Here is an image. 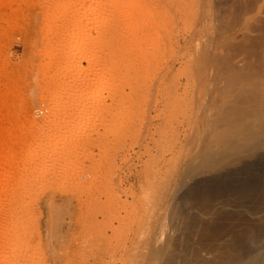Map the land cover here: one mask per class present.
<instances>
[{
    "label": "rangeland",
    "instance_id": "rangeland-1",
    "mask_svg": "<svg viewBox=\"0 0 264 264\" xmlns=\"http://www.w3.org/2000/svg\"><path fill=\"white\" fill-rule=\"evenodd\" d=\"M65 1L0 0V139L11 141L0 148L15 149V160L34 169L24 189L4 180L10 160L0 159V249L8 239L22 244L3 264L249 263L246 249L264 246L254 232L264 231V208L251 209L264 196L238 205L229 191H207V180L264 154H250L253 140L234 137L243 121L264 127V0H129L125 7L102 0L106 9L119 7L121 29L113 34L116 19L108 18L91 34L101 28L104 39L115 38V85L124 92L87 90L88 104H110V115L90 116L88 129L72 132L56 153L39 152L32 139H60L54 120L65 116L46 115L48 88L59 76H43L41 55L54 42L45 39L44 12ZM80 3L70 0L71 13L83 10ZM103 52L109 63L113 55ZM29 145L36 151L28 156ZM50 153L70 162L48 161Z\"/></svg>",
    "mask_w": 264,
    "mask_h": 264
},
{
    "label": "bare ground",
    "instance_id": "bare-ground-1",
    "mask_svg": "<svg viewBox=\"0 0 264 264\" xmlns=\"http://www.w3.org/2000/svg\"><path fill=\"white\" fill-rule=\"evenodd\" d=\"M51 1V0H50ZM72 1V0H71ZM73 1H81V5H82V9L81 11H78V10H74L73 12L74 13H71V9L72 7H69V2L68 0H66L65 2H63L62 4H56L53 9H51V7L49 9H51L52 11L49 12V10L47 9L46 11L47 12H44V33H45V36H46V40L47 38H54L53 40H51L53 43L49 44V43H45L47 45H45V47L42 49L41 51V55L43 56L44 58V61L42 62V68L44 70L43 72V76L46 77L47 74H49V71L50 72H53L54 75H58L59 77H57L59 80L56 81L55 79V83L52 84L49 88H48V91L49 93H47L48 97H49V102L48 104L46 105L45 109H46V115L49 116L51 115L52 117H55L56 114H59L60 112H65V116H61L59 115L56 116L55 120H54V123L58 126L57 128H55L54 126V123H53V127L55 129H57L56 131L58 133L57 136L58 140H55L54 138L53 139H48L46 138L44 140V138L42 137H38V138H33L31 142L32 145L36 148L37 151L39 152H55L54 151L55 149L57 150V146H59L58 144L60 143V141H62V143H68V140L69 138L71 137V133L74 132L75 133H79V132H84L85 130L88 129V121H89V118H91L90 116L94 115L95 117L96 116H102L105 114H109L110 113H107L109 112V110L111 109L110 107L108 106H111L110 104L107 106V105H103V104H95L93 105L92 104H88V97H90L87 93V90H90L91 88H96L97 86H104L105 88H112V90L114 91L115 95L116 94H121L123 93L124 91H120V82L118 81V86L115 85V81H116V78H117V64H118V61H120L119 58H121L119 55V58H117V54H119V51H117V48L114 49V44L112 45V42H114L115 40H113L114 37H111L109 36V38L107 39H104L105 37H102V35H105L104 34H101L100 35V30L99 32L97 31V36L95 34V37L94 38L91 34V31L93 30V28H99V27H95L96 25H99V24H103L104 23V20L108 18L111 19L113 22L114 20L116 19V24L115 26L113 27L114 30H112V33L115 34V32H120V31H117V28L118 26L120 25V23L117 25V21L119 20L120 21V13H119V7L116 8L114 7L113 5V10H110V9H106V4L108 1L110 2L111 4V1L112 3H115L117 5H122L123 7H125V5L128 4L129 0H108L106 1L105 3L102 1V0H90L88 3V0H73ZM54 2V1H53ZM132 2H134L132 0ZM136 2V1H135ZM134 2V3H135ZM138 2V1H137ZM88 3V4H87ZM131 3V2H129ZM140 3V2H139ZM78 4V3H77ZM76 4V5H77ZM52 5V4H51ZM70 5H72L70 3ZM116 5V6H117ZM120 5V6H121ZM138 5V4H137ZM141 5V4H140ZM108 7V5H107ZM141 7V6H140ZM75 8V7H74ZM127 8V6H126ZM132 8V6H131ZM78 9V8H77ZM121 9V8H120ZM130 9V8H128ZM73 10V9H72ZM80 10V9H79ZM137 10V9H135ZM116 12H118L119 14H116ZM123 12V10H122ZM133 12V11H131ZM71 13V14H70ZM128 13V12H127ZM130 13V12H129ZM136 13V12H134ZM138 13V12H137ZM131 14L133 15V13H130V16ZM123 15V14H122ZM121 15V17H122ZM125 15H129V14H125ZM17 17V16H16ZM116 17H119L118 19ZM126 17V16H125ZM123 18H124V15H123ZM131 18V17H130ZM125 19V18H124ZM135 19V18H134ZM15 24V23H14ZM107 24V23H106ZM16 25V24H15ZM112 27V26H110ZM105 28V27H104ZM121 29V25L119 27ZM118 28V30H119ZM123 28V27H122ZM144 28V27H143ZM110 29V28H109ZM112 29V28H111ZM104 30V29H103ZM137 30V29H136ZM106 32V30H104ZM115 31V32H114ZM43 32V31H42ZM96 32V31H95ZM108 32V31H107ZM110 32V31H109ZM103 33V32H102ZM111 33V34H112ZM107 34V33H106ZM110 34V33H109ZM44 35V34H43ZM44 36V37H45ZM138 36V35H137ZM122 37V36H121ZM115 39V38H114ZM49 41V39L47 40ZM46 41V42H47ZM117 42V41H116ZM122 42V41H121ZM115 43V42H114ZM49 44V45H48ZM117 45H115L116 47ZM120 46V45H119ZM117 46V47H119ZM104 49H107L109 50V52L111 53L110 55H113L111 57H109V63L107 62L106 59L104 58H101L100 56L102 55L101 53L103 52ZM40 51V50H39ZM103 53H106V52H103ZM117 53V54H116ZM76 54V57L74 56ZM124 54V53H123ZM109 55V56H110ZM39 56V55H38ZM75 58H73V57ZM104 56H106L104 54ZM103 56V57H104ZM125 57V56H123ZM125 59V58H124ZM150 59V58H149ZM122 60V59H121ZM82 61H85L87 63V67L84 69L82 68L81 66V63ZM111 61V62H110ZM123 62V61H122ZM91 64L97 66L95 69V67L93 66V69L94 71H92V66ZM41 69V68H40ZM92 72L93 73V78L90 77L89 73ZM82 76V78H81ZM92 76V75H91ZM51 77V76H50ZM85 79V80H88L89 81V78L91 80V82H88V83H85L84 81V85L83 84H79L80 82L79 79ZM89 77V78H88ZM43 78V77H42ZM47 79V78H46ZM44 80V79H43ZM82 81V82H83ZM121 81V80H120ZM52 82V81H51ZM15 84V83H14ZM121 85V84H120ZM46 86V85H45ZM12 87V86H11ZM15 87V86H14ZM43 87V86H42ZM48 87V86H47ZM103 87V88H104ZM17 88V87H16ZM119 88V89H118ZM18 89V88H17ZM111 90V89H110ZM95 92V91H93ZM97 92V91H96ZM126 93V92H125ZM1 94V93H0ZM40 94V92H39ZM97 94V93H96ZM4 95V94H3ZM19 95V94H18ZM92 95L95 96V93H92ZM125 95V94H124ZM40 96V95H39ZM16 97V96H15ZM43 98V97H42ZM2 99V98H1ZM113 99V97H112ZM9 100V99H8ZM0 105L1 103L5 104L6 103H3L5 102L3 100H0ZM43 101V100H42ZM35 102V101H34ZM26 103V102H24ZM112 103V102H111ZM116 103V102H115ZM8 104V103H7ZM31 104V103H30ZM36 104H38V101H36ZM113 104V103H112ZM33 105V104H32ZM34 106V105H33ZM37 106V105H36ZM39 106V105H38ZM41 106V105H40ZM44 106V105H43ZM31 107V106H29ZM113 107V106H112ZM6 108V107H5ZM26 108V107H25ZM36 108V107H35ZM43 108V107H42ZM31 109V108H29ZM2 110V109H1ZM40 110V109H39ZM42 110V109H41ZM44 110V109H43ZM8 111V110H7ZM5 112L8 114V112ZM30 111V110H29ZM10 112V111H9ZM29 113V112H27ZM4 114V113H3ZM13 114V113H12ZM22 114V113H21ZM10 115V114H9ZM23 115V114H22ZM25 115V114H24ZM32 115V114H31ZM44 115V114H43ZM259 115V114H257ZM6 116V115H5ZM45 116V115H44ZM61 116V117H60ZM260 116H264V114H261ZM260 116H255V118H261ZM110 117V116H109ZM35 118V117H33ZM100 118V117H98ZM103 120L104 118L107 119L106 117H101ZM254 117L252 118L253 120L255 119ZM258 118V119H259ZM36 119V118H35ZM39 119V118H38ZM53 119V118H51ZM251 119V118H249ZM249 119L247 118V120L249 121ZM261 119H264V118H261ZM6 120V119H5ZM21 120V118H20ZM24 120V119H23ZM28 120V119H27ZM246 120V121H247ZM14 121V120H13ZM26 121V119H25ZM34 121V120H32ZM261 121V120H260ZM10 122V121H9ZM12 122V121H11ZM16 122V121H15ZM21 122V121H20ZM36 122V121H35ZM252 123V120L250 121ZM257 121H255L256 123ZM19 123V122H18ZM24 123V122H23ZM39 123V122H37ZM246 124V122L243 121V124ZM259 123H262V122H259ZM17 124V123H16ZM32 124V123H31ZM34 124V122H33ZM244 124V126H246ZM254 124V123H253ZM251 124L248 122V125L249 126H239L240 128H238V125L236 126L238 128L239 131H237L238 133L237 134H233L234 137H235V140H236V137H241L242 139H244V141L242 140L243 143L246 144L245 141H250L252 142L253 140V143L251 146H248L250 147V152L248 150V152L252 155H255L257 154L258 150H262L264 149V127H259L258 126L256 127L257 130H254V125ZM22 125V124H21ZM52 125V124H51ZM51 125L48 126L51 128ZM242 125V124H240ZM264 125V124H261V126ZM20 126V125H19ZM234 127V129L236 128ZM244 127V128H243ZM23 128V126H22ZM242 128V130H241ZM255 128V129H256ZM20 129V128H19ZM45 129V128H44ZM232 128L233 131H236ZM54 131V130H53ZM233 131L230 130V132L232 133ZM42 132V131H41ZM234 133V132H233ZM10 134V133H9ZM52 134H50V137H53V135L51 136ZM228 135V134H227ZM223 136V135H222ZM230 136V135H229ZM229 140L232 141L234 140V138H231L230 136ZM7 137V136H6ZM224 139L226 137V135L223 136ZM233 137V136H232ZM87 138V137H86ZM227 138V139H228ZM237 138L236 141H238L239 139ZM226 139V141H227ZM18 140V139H17ZM90 140V139H89ZM235 140H234V143H235ZM14 141V140H13ZM71 141V140H70ZM225 141V140H224ZM229 141V142H230ZM76 142V141H75ZM222 142H223V139H222ZM240 142V141H238ZM249 142V143H250ZM0 143L1 145L3 144L4 145H10L11 141L8 140V139H0ZM14 143H17L16 141H14ZM80 143V141H79ZM78 143V144H79ZM82 143V142H81ZM80 143V144H81ZM237 143V142H236ZM235 143V145H236ZM75 144V143H74ZM87 144V143H85ZM224 144V142H223ZM222 144V146H223ZM229 143H226L225 145H227ZM239 144V143H238ZM237 144V145H238ZM251 144V143H250ZM248 144V145H250ZM16 145V144H15ZM32 145H29V147H27L26 150H24L23 152L25 154H27L28 156L32 153V151L34 149H32ZM232 145V144H231ZM235 145L231 147V149L233 147H235ZM240 145H242V143H240ZM27 146V145H26ZM83 146V144H82ZM12 147V146H11ZM60 147V146H59ZM66 147V146H65ZM229 147V146H228ZM227 149H230L228 148ZM238 147V146H237ZM242 147V146H241ZM243 147H247L246 146H243ZM243 147L241 149H243ZM2 148V149H1ZM0 149V159L2 158H6L9 161H7L8 164L4 163L7 165V168L4 170L3 169V177H5V181L6 180H9L7 182H15L17 184H19L18 186H21V187H26L25 186V179L24 178H30L29 181L31 180V177L33 179V176H34V169L30 168L29 170V167H30V163L31 161H24V163L22 164H19L18 163V160H20L18 158V160L16 161V157L20 154L17 153V151H14L11 149V152L10 149L6 150V148L3 149V147H1ZM80 148V147H79ZM81 149V148H80ZM225 149V148H224ZM34 150V151H36ZM78 150V149H77ZM219 150V149H218ZM84 151V150H83ZM246 151V149L244 150ZM38 152V153H39ZM68 152V150H67ZM79 152V151H78ZM205 152H208L205 151ZM238 152V151H236ZM241 152V151H239ZM247 152V151H246ZM245 152V154H246ZM262 152V151H260ZM259 152V153H260ZM50 153L47 155L46 159L48 158V161H57L59 160V162H61L62 164L69 161L70 162V158L68 157H57V155L54 157V155ZM54 153V154H55ZM228 153V150L227 152ZM242 153V152H241ZM264 153V152H262ZM41 153H39L38 156H40ZM58 154V153H57ZM82 154V153H81ZM88 154V153H87ZM232 154V153H231ZM26 155V156H27ZM32 155V154H31ZM35 155V154H34ZM73 155V154H72ZM227 155V154H225ZM230 155V153H229ZM228 155V157H229ZM237 154L235 153L234 156H233V159L236 161L238 160V163L241 162V159H237ZM25 156V155H24ZM69 156V155H68ZM79 156V155H78ZM204 158L205 156L202 155ZM239 156H240V153H239ZM247 156V155H246ZM257 159L255 161H252V162H248L249 160L248 159H244L246 160V163H243L242 167H240L239 169H236V170H233L235 169L234 167H231L232 168V171L228 172V171H225L227 174H222L224 175L223 177L222 176H216L217 178H210L209 180H207V183L209 185V187H207V191H209V189L211 188V185L214 188H216L217 190H223V191H229L230 193L234 194L235 195V203H237L238 205H244V201L247 200L252 194H255L256 192L258 193H262V196H264V154H261V155H257ZM33 157V156H32ZM34 157H37V156H34ZM72 157V156H71ZM77 157V156H76ZM230 157H232V155H230ZM248 157V156H247ZM21 158V157H20ZM43 158V157H42ZM198 158V157H197ZM201 158V157H200ZM242 158V157H241ZM244 158V157H243ZM254 158V157H253ZM23 159V158H22ZM21 159V160H22ZM35 159V158H34ZM203 159V158H202ZM229 159V158H227ZM232 159V158H230ZM20 160V161H21ZM244 160H242L244 162ZM248 160V161H247ZM253 160V159H252ZM34 161V160H33ZM40 161V160H39ZM45 161V160H44ZM47 161V162H48ZM88 161V159H87ZM201 161H207L206 159L204 160H201ZM200 161V162H201ZM240 161V162H239ZM36 162V160L34 161ZM72 162V160H71ZM199 162V163H200ZM208 162V161H207ZM234 162V161H233ZM44 163V162H43ZM196 163V162H195ZM204 163V162H202ZM201 163V164H202ZM217 163H220V162H217ZM3 164V165H4ZM40 164V163H39ZM235 164V163H234ZM241 164V163H240ZM36 165V164H35ZM34 165V166H35ZM42 166V164H40ZM87 165V164H85ZM203 165V164H202ZM220 165V164H219ZM224 165V164H223ZM222 165V166H223ZM236 165V164H235ZM33 166V167H34ZM40 166V168H41ZM197 166V165H196ZM221 166V165H220ZM239 165L237 164V167ZM2 167V166H1ZM32 167V166H31ZM36 167V166H35ZM43 167V166H42ZM5 168V167H4ZM68 168V167H67ZM66 168V169H67ZM230 169V168H229ZM227 169V170H229ZM40 170V169H39ZM71 169H67L66 171H64V175H72V172L70 171ZM84 170V169H82ZM41 172V171H40ZM63 175V176H64ZM62 176V177H63ZM213 176V175H212ZM210 176V177H212ZM24 177V178H23ZM39 177V176H38ZM222 177V178H221ZM209 178V177H208ZM1 179V178H0ZM25 180V181H24ZM33 181V180H32ZM28 182V181H27ZM26 182V185L28 184ZM6 183V182H5ZM34 183V182H32ZM204 184V182H202ZM4 184V183H3ZM13 184V183H12ZM12 184H10L12 186ZM30 184V183H29ZM28 184V185H29ZM9 185V184H8ZM14 185V184H13ZM206 186V185H204ZM28 187V186H27ZM11 188V187H10ZM15 188V187H14ZM33 188V187H32ZM195 188V187H194ZM197 188V187H196ZM205 188V187H204ZM25 189V188H24ZM198 189V188H197ZM206 189V188H205ZM211 188V190H213ZM215 189V190H216ZM5 190H8V189H5ZM12 190V189H11ZM19 190V189H18ZM32 190V189H31ZM214 190V191H215ZM27 192V191H26ZM228 192V193H229ZM15 193V192H14ZM257 193V194H258ZM260 195V194H258ZM258 199V198H257ZM12 200V199H11ZM250 200V199H249ZM251 201V200H250ZM14 202V201H13ZM228 202V201H227ZM244 204H243V203ZM253 202L257 203V201L253 200ZM17 203V202H16ZM247 203H249V201H247ZM253 203V204H254ZM10 204V203H9ZM221 204V203H220ZM248 205V204H247ZM246 205V206H247ZM224 206V205H223ZM222 206V207H223ZM235 206V205H234ZM249 206H250V203H249ZM251 206L253 207V205L251 204ZM9 207V206H7ZM6 207V208H7ZM243 207V206H242ZM245 207V206H244ZM10 208V207H9ZM237 208V207H236ZM248 208V207H247ZM246 208V209H247ZM250 208V207H249ZM264 208V198L258 200V203L257 205L255 204V207L254 208H251V209H262ZM4 209V208H3ZM8 209V208H7ZM217 210V209H216ZM238 210V209H237ZM258 210V211H260ZM10 211V210H9ZM8 211V212H9ZM13 211V210H12ZM6 212V211H5ZM11 212V211H10ZM224 213V212H223ZM234 213V212H233ZM264 213V212H262ZM11 214V213H10ZM241 214V213H240ZM9 215V214H8ZM216 215V214H215ZM7 216V215H6ZM261 216V215H260ZM13 217V216H12ZM231 217V216H230ZM17 220V219H16ZM242 221V220H241ZM261 225V224H260ZM264 225V224H262ZM13 226V225H12ZM260 227V226H259ZM6 228V227H5ZM256 233V235H258V239L264 237V231H261L260 229H258L257 231H254ZM252 232V233H254ZM17 236V235H16ZM251 236V234H250ZM253 236V235H252ZM255 236V235H254ZM254 236L251 237L254 239ZM262 236V237H260ZM256 237V236H255ZM260 237V238H259ZM14 238V237H13ZM17 238V237H15ZM21 238V237H20ZM19 239V237H18ZM248 239V238H247ZM10 239H8V243L7 244H4L5 247H2L0 249V264H3V262L8 259V257L10 255H12L16 248L18 247L17 244H20L22 245L20 242H18L19 240L15 239V240H11L9 241ZM250 241V240H249ZM262 242H264V239L261 240ZM256 242V240H255ZM23 243V242H22ZM254 243V241H253ZM259 243V242H257ZM248 247L250 246V243H248ZM19 245V246H20ZM247 246V245H246ZM251 246H252V240H251ZM257 247V245H255ZM262 246V244L260 245ZM254 247V244H253V248H249V249H246L247 251H250V254H253L252 256V260L251 258L249 257L248 259V262L249 263H246L245 264H264V246L262 247ZM245 250V251H246ZM249 254V252H246ZM249 254V255H250ZM17 255V254H16ZM251 256V255H250ZM22 257V256H21ZM18 259V258H17ZM21 260V259H20ZM33 260V259H32ZM16 261V259L14 260ZM32 262V261H31ZM24 263V262H23ZM11 264V263H10ZM16 264H19V263H16ZM31 264V263H30Z\"/></svg>",
    "mask_w": 264,
    "mask_h": 264
}]
</instances>
